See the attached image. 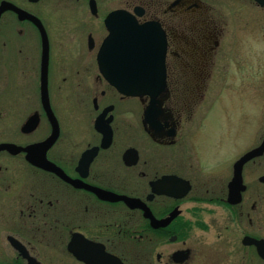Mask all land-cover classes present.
<instances>
[{"label":"flooded vegetation","instance_id":"obj_1","mask_svg":"<svg viewBox=\"0 0 264 264\" xmlns=\"http://www.w3.org/2000/svg\"><path fill=\"white\" fill-rule=\"evenodd\" d=\"M112 15L164 32L156 98ZM0 264H264V0H0Z\"/></svg>","mask_w":264,"mask_h":264},{"label":"water","instance_id":"obj_2","mask_svg":"<svg viewBox=\"0 0 264 264\" xmlns=\"http://www.w3.org/2000/svg\"><path fill=\"white\" fill-rule=\"evenodd\" d=\"M113 18L107 19L109 35L99 55L106 79L125 95L149 94L156 98L166 88L164 32L157 23L131 20L129 24H115L110 22ZM119 199L131 205L141 202L121 196Z\"/></svg>","mask_w":264,"mask_h":264},{"label":"rangeland","instance_id":"obj_3","mask_svg":"<svg viewBox=\"0 0 264 264\" xmlns=\"http://www.w3.org/2000/svg\"><path fill=\"white\" fill-rule=\"evenodd\" d=\"M187 84H185L183 87H185ZM73 120H74V118H73Z\"/></svg>","mask_w":264,"mask_h":264}]
</instances>
